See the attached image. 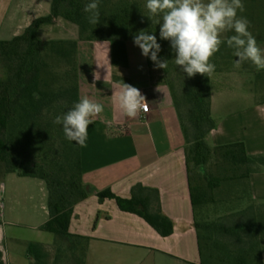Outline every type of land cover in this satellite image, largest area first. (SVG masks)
I'll list each match as a JSON object with an SVG mask.
<instances>
[{
    "label": "crops",
    "instance_id": "1",
    "mask_svg": "<svg viewBox=\"0 0 264 264\" xmlns=\"http://www.w3.org/2000/svg\"><path fill=\"white\" fill-rule=\"evenodd\" d=\"M242 3L245 10L238 15L247 18L249 30L264 49V0ZM44 4L45 0H0V41L24 34L42 17L39 13ZM17 12L24 14V19L15 26ZM63 21L67 20L59 17L53 23ZM67 22L73 33L69 40H80L79 26ZM234 34L226 32L222 38L226 42ZM233 52L222 44L215 56L217 67L211 79L217 127L207 140L219 146L241 142L249 156H264V71H256L251 61L237 68ZM159 58L162 60L161 53ZM78 69L81 98L87 96L104 107L89 126L82 146L83 178L90 195L75 207L71 224L73 234L89 238L85 264H235L231 256L236 251L234 229L245 223L255 229L254 234L244 236L252 242L247 249L264 264V164L253 167L247 183L235 178L222 203H206L195 211L191 175L197 182L165 69L155 67L133 38L80 40ZM124 83L146 97L151 105L148 114L140 112L135 119L124 115L114 98ZM243 184L249 186L244 189ZM101 192L127 200L135 193L147 198L153 212H162L173 221L174 232L162 234L143 216L123 210L116 199L101 200ZM43 209L42 218L32 225L23 223L14 211L7 214L9 234L3 237L5 247L11 245L12 255L11 260L0 257V264H42L30 253L29 242H41L49 252L44 264H55L63 242L57 234L39 228L51 218L49 190L43 195ZM27 226L36 228L37 240L25 235L21 228ZM212 227H217L216 234ZM214 241L217 248L211 246Z\"/></svg>",
    "mask_w": 264,
    "mask_h": 264
},
{
    "label": "trees",
    "instance_id": "2",
    "mask_svg": "<svg viewBox=\"0 0 264 264\" xmlns=\"http://www.w3.org/2000/svg\"><path fill=\"white\" fill-rule=\"evenodd\" d=\"M89 2L54 0L50 15L36 19L15 39L0 41V59H6L7 65L6 74L0 76V168L7 167V173L38 177L46 182L51 218L41 229L57 234L63 242L55 264L64 258V264H85L89 244L88 237L71 232L75 207L90 195L83 178L82 146L66 139L62 124L54 123L57 116L64 115L81 99L79 41L128 39L146 32L143 27L137 28L138 21L132 17V0H99L101 18L97 25L88 22L89 14L84 11ZM59 17L79 26L80 40H42L38 36L41 25L53 23ZM157 41L162 60L168 61L165 71L187 138L189 163L193 159L197 166L203 167L216 152L207 140L217 127L212 109V79L199 73L194 77L181 73L179 87L173 79L175 52L170 41ZM219 149L233 170L264 164V156H249L244 143ZM252 171L250 167L239 174L207 176L211 178L206 186L195 184L191 175L195 211L203 204L222 201L235 178L247 183ZM3 182L4 178H0V183ZM156 192L160 199L159 191ZM100 197L116 199L123 210L143 216L164 235L175 230L173 221L162 212H153L150 201L136 193L130 200L110 192H101ZM252 225L245 223L234 229L236 251L231 256L235 257V264H262L247 249L252 242L244 240V236L255 233ZM211 230L217 233V227ZM214 243L217 248V241ZM28 249L39 263L44 264L49 258L41 242H29Z\"/></svg>",
    "mask_w": 264,
    "mask_h": 264
},
{
    "label": "clouds",
    "instance_id": "3",
    "mask_svg": "<svg viewBox=\"0 0 264 264\" xmlns=\"http://www.w3.org/2000/svg\"><path fill=\"white\" fill-rule=\"evenodd\" d=\"M148 16L160 15V38L170 41L175 52V64L187 74L194 77L201 74L211 77L215 72V64L211 58L220 51L225 43L222 34L234 31L227 38V46L234 50L238 68L246 61H251L257 71L264 70V49H262L249 30L250 22L239 16L245 10L242 0H147ZM84 11L88 13V22L97 25L101 12L99 0H90ZM162 21V23H161ZM134 44L142 50V54L150 58L157 68L166 69L167 60H161V45L155 34L141 31L134 37ZM114 98L120 109L128 118L135 119L141 111H148V102L141 91L129 84H123ZM104 111L102 104L87 96L75 103L73 108L54 120L62 124L66 139L79 145H85L88 139L89 126ZM5 184L0 183V192L5 191Z\"/></svg>",
    "mask_w": 264,
    "mask_h": 264
},
{
    "label": "rangeland",
    "instance_id": "4",
    "mask_svg": "<svg viewBox=\"0 0 264 264\" xmlns=\"http://www.w3.org/2000/svg\"><path fill=\"white\" fill-rule=\"evenodd\" d=\"M53 2L54 0H45L44 9L39 13V15H41L42 17L50 15ZM146 4H147V0H132V7H131V9L133 10L132 17L138 21L137 28L143 27L146 29V32H149L150 34H155L157 39H161L160 24L158 23L162 19V16L160 15L152 16L150 19L148 16H151V13L147 9ZM23 19H24V14H20L19 12H17L16 18L13 21L15 23V26L19 25L20 21H22ZM69 24L70 23L67 21H63L55 24L44 23L43 25H41L38 31V36L40 38L52 37L56 40H69L73 37L72 31L70 27H68ZM214 57L215 55L211 58L210 62L215 64V69H216L217 64L214 62ZM172 63L175 65L173 79L174 81H177L178 86L180 87L181 81H179V76L181 73L184 72L181 70L179 66L175 64L174 60ZM6 70H7L6 59H0V76H4L6 74ZM209 135L207 136V139H209ZM210 145L213 148H215L216 151L211 156L210 162H208L203 167H199L196 165L193 159L191 160L194 168L193 171H194L195 181L203 186H206L208 183V179L211 178L207 176H211V175L220 176L222 174L225 175L239 174V172L245 171L247 168L250 167L255 168L262 165L257 163L250 164L249 166L247 165L246 168L243 167L242 170L241 169L233 170L232 164L224 159L225 158L224 152L219 149V147L221 146L216 145L214 143H210ZM38 148H40V146H38ZM0 178H4L3 184H5L6 186L5 191L0 192V241L3 240L1 244L3 250L0 257H2L4 260H7V257H10L11 260V255H12L11 245L10 248L5 247L6 245L3 237L9 234V229L6 226L8 223L6 224L5 221L7 214H10L12 213V211H14V214L17 215V218H20V220L23 223H28L27 225L29 224L32 225L35 221H37V219L42 218V216L44 215L43 195L44 192L48 190V187L46 182L38 177H37L38 179H34L35 177L28 178L25 176H21L18 173L17 174H13L9 172L7 173V167L0 168ZM247 186L249 185H243V188L246 189ZM26 199H28L27 204L26 203L23 204V201H25ZM217 203L219 202H215V204ZM220 203H222V201H220ZM12 205L15 207L14 210L11 209ZM89 212H87L88 215H90ZM96 222L97 221L95 220L94 224L92 223L91 228L95 227ZM39 228L41 229V227ZM21 229L24 231L27 237H30L31 239H35V240L38 239V232L34 231L36 228L32 229L27 226ZM215 245L216 244L214 242L211 243V246L215 247ZM22 247H24V249L26 250V245Z\"/></svg>",
    "mask_w": 264,
    "mask_h": 264
},
{
    "label": "built area",
    "instance_id": "5",
    "mask_svg": "<svg viewBox=\"0 0 264 264\" xmlns=\"http://www.w3.org/2000/svg\"><path fill=\"white\" fill-rule=\"evenodd\" d=\"M151 111V105L148 103V111L147 112H144V111H141L143 114H148L149 112Z\"/></svg>",
    "mask_w": 264,
    "mask_h": 264
}]
</instances>
